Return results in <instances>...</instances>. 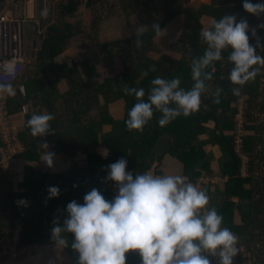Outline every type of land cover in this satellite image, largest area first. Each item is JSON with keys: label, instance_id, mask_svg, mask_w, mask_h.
<instances>
[{"label": "trees", "instance_id": "obj_1", "mask_svg": "<svg viewBox=\"0 0 264 264\" xmlns=\"http://www.w3.org/2000/svg\"><path fill=\"white\" fill-rule=\"evenodd\" d=\"M38 1L42 31H33L35 19L31 16L25 20L28 61L14 80L3 83L12 91L8 111L25 151L17 158L16 175L2 173L4 143L0 140V237L8 233L17 245L56 243L51 230L67 215L69 201L83 203L84 194L92 188L108 200L116 194L112 188L115 182L106 179L107 165L123 157L126 171L133 175L146 171L160 175L164 174L165 161L171 159L181 164L183 178L196 186L203 177L218 174L227 178L223 183L201 182V189L209 196L208 206L216 207L223 216L222 226L236 235L237 245L244 247L251 264H264V65H258L255 78L234 96L225 50L224 58L207 69L213 78L206 81L209 92L202 94L196 111L163 126L157 123L160 113L154 111L142 131L125 126L137 98L122 90L143 88L141 98L146 100L150 81L156 76L179 77L180 87L190 88L191 59L202 55L205 47L200 30L225 14L247 20L249 43L256 47L259 42L256 51L264 57V27L260 26L264 25V13H248L242 0H211L210 4L199 0ZM14 14L19 16L17 11ZM118 23H124L129 33L101 41L103 26L116 28ZM153 23L159 25V32L151 28ZM140 24L148 28L137 47L135 28ZM167 36L168 46L163 49L160 41ZM77 37L80 60L59 61L76 48ZM217 87L222 92L219 102L214 103L211 91ZM34 112L53 115L50 130L42 137H33L26 127ZM208 146L212 150L207 151ZM44 152L68 157L81 153L86 166L80 168L75 163L62 173L41 172L32 163L45 157ZM21 161L31 164L21 165ZM50 185L57 186L59 194L48 198ZM61 235L67 241L62 246L69 264H76L77 253L70 247L72 234ZM125 255V264H140L138 255Z\"/></svg>", "mask_w": 264, "mask_h": 264}, {"label": "clouds", "instance_id": "obj_2", "mask_svg": "<svg viewBox=\"0 0 264 264\" xmlns=\"http://www.w3.org/2000/svg\"><path fill=\"white\" fill-rule=\"evenodd\" d=\"M248 13H264V0H242ZM264 27V25H260ZM148 26L135 28V45ZM151 28L159 32L158 24ZM249 24L246 19L237 20L235 14H225L213 20L210 27L202 28L199 36L205 45L202 55L193 56L190 88L180 87L179 77L170 79L154 77L147 99H142L143 88L124 87L122 90L137 98L128 111L125 126L128 130L142 131L152 118L160 116L163 126L179 115L188 116L201 104L202 94H208L206 81L213 78L210 69L221 61L228 50L231 67L227 78L234 87V96L241 94V86L254 79L264 65V57L257 54L249 43ZM255 35V30L252 29ZM9 85L0 84L6 89ZM222 89L211 91L214 103L220 100ZM52 113H33L26 121L33 137L44 136L50 130ZM46 147V142L43 143ZM52 152H44V161L51 164ZM127 161L121 157L107 165L106 179L116 183L117 192L111 200L96 188L83 196V203L76 200L66 204L67 215L61 224H54L52 233L57 243L66 246L62 233H71V249L77 253L76 264H125L126 253L140 257V264H210L208 258L218 256V264H232L237 253V237L232 230L222 226L223 216L216 207L208 206L209 196L194 183L177 174H152L126 171ZM216 175V174H215ZM218 175V174H217ZM220 176V175H219ZM222 177V176H221ZM48 198L57 196L59 188L50 185ZM26 206V201L21 198Z\"/></svg>", "mask_w": 264, "mask_h": 264}, {"label": "built area", "instance_id": "obj_3", "mask_svg": "<svg viewBox=\"0 0 264 264\" xmlns=\"http://www.w3.org/2000/svg\"><path fill=\"white\" fill-rule=\"evenodd\" d=\"M34 12V29L37 34L42 31L40 20ZM26 0L23 2L19 16L13 12L0 10V84L14 80L28 61L24 51V22L27 20ZM20 92L24 94L23 86ZM12 91L0 88V140L4 143V159L1 165L2 173L16 175L18 173V157L24 153L25 147L17 137V126L14 124L8 111V99ZM239 133L241 132L238 131ZM242 158H244L242 156ZM213 181L223 183L226 177L215 175L214 177H203L197 187L201 188V182ZM41 245L38 243L17 245L16 239L10 238L8 233L0 237V263L8 261H21L34 255ZM237 253L232 258V264H251L244 247L237 245ZM131 252V251H130ZM213 264H218V256H211Z\"/></svg>", "mask_w": 264, "mask_h": 264}, {"label": "crops", "instance_id": "obj_4", "mask_svg": "<svg viewBox=\"0 0 264 264\" xmlns=\"http://www.w3.org/2000/svg\"><path fill=\"white\" fill-rule=\"evenodd\" d=\"M25 0H0V10L6 9V12H18L20 14L23 6V2ZM202 2V0H199ZM203 3V2H202ZM205 3V4H210ZM26 11L27 17L34 18V11L35 6L32 2L28 3L26 0ZM37 12V11H36ZM37 15V14H36ZM38 18V16H37ZM41 22V21H40ZM33 27V26H32ZM33 31L34 27H33ZM36 35L34 36V40L36 39ZM33 46H35V42L33 41ZM76 49V48H75ZM74 48L67 51L65 54L60 56L59 61H77L80 60V50L77 52ZM207 151L212 150L211 146L206 147ZM2 151V148L0 149ZM214 151V156L217 157V152ZM45 157H41V159L37 163H32V166L41 172H48V173H62L70 169L73 164H77L80 168L86 166V161L84 156L81 153H78L75 157H68L62 153H59L52 157L51 164H47L44 161ZM31 164L29 162L21 161V165ZM215 173H216V165L214 166ZM164 174H177L183 178V168L180 163L177 161L167 159L164 165ZM114 191L117 192L116 183L112 186ZM70 258L67 252L64 250L62 244L60 243H53L51 245H43L41 248L32 256L25 258L21 261H8L7 263H0V264H69Z\"/></svg>", "mask_w": 264, "mask_h": 264}, {"label": "rangeland", "instance_id": "obj_5", "mask_svg": "<svg viewBox=\"0 0 264 264\" xmlns=\"http://www.w3.org/2000/svg\"><path fill=\"white\" fill-rule=\"evenodd\" d=\"M37 1L38 0H28V3L32 2L35 6V11H37L38 7H37ZM210 0H202L203 3H209ZM42 4L44 2V0H41L40 1ZM201 2V1H200ZM38 6H39V1H38ZM34 11V12H35ZM42 11H43V8H42ZM83 15V14H82ZM81 15V17H82ZM104 29H101V33H100V39L101 41H106V40H111V39H116V38H119V37H124L126 36L125 34L126 33H129V32H126L127 31V27L124 23H118L117 27L115 28L113 25H106V26H103ZM165 32H170V30H166ZM163 39V37H161ZM168 36L165 40H163V42L160 41V47L161 48H166V46H168ZM74 44H76V49L74 52H77L80 48V45H79V37H77L75 40H74ZM79 48V49H78ZM102 151V148L100 149ZM247 160H245L244 162H246ZM242 171L243 173L245 174V167L243 166L242 167ZM7 263V262H5Z\"/></svg>", "mask_w": 264, "mask_h": 264}, {"label": "water", "instance_id": "obj_6", "mask_svg": "<svg viewBox=\"0 0 264 264\" xmlns=\"http://www.w3.org/2000/svg\"><path fill=\"white\" fill-rule=\"evenodd\" d=\"M211 1V0H210Z\"/></svg>", "mask_w": 264, "mask_h": 264}]
</instances>
